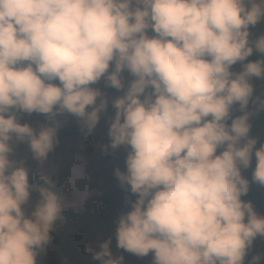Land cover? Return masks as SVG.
<instances>
[{"label": "clouds", "instance_id": "obj_1", "mask_svg": "<svg viewBox=\"0 0 264 264\" xmlns=\"http://www.w3.org/2000/svg\"><path fill=\"white\" fill-rule=\"evenodd\" d=\"M262 22L264 0H0V264H38L64 221L53 180L30 182L28 162L49 163L67 116L83 139L104 119L101 153L126 151L113 172L128 193L118 250L151 264H264V252L249 258L264 215L242 199L264 188V141L251 135L264 33L250 29ZM34 114L38 128L21 122ZM112 238L83 253L124 264Z\"/></svg>", "mask_w": 264, "mask_h": 264}, {"label": "rangeland", "instance_id": "obj_2", "mask_svg": "<svg viewBox=\"0 0 264 264\" xmlns=\"http://www.w3.org/2000/svg\"><path fill=\"white\" fill-rule=\"evenodd\" d=\"M250 31L253 37L256 27L251 28ZM234 70L239 71L240 66H234ZM254 83L257 92L259 87H261V91H264V81L254 80ZM100 86L102 87V85ZM104 91L110 97L121 94L113 89ZM111 114L112 109L109 107L108 115ZM62 119L66 121L63 126L65 130L79 131L74 118L67 116ZM21 122H28L34 128H38L45 120L43 116L34 114L30 117H23ZM106 132L107 124L102 119L94 133L107 136ZM253 136L264 141V114L259 116V126ZM101 144L106 143L94 138L83 139L81 136L74 135L59 142L54 152L50 154L49 163L44 168H40L31 160L28 162L34 171L33 177L30 176V182L35 184L40 174L48 175L53 180L54 190L60 197L63 211L73 212L74 215H71L69 219L64 215V223L80 226L94 225L118 218L120 214L129 210L125 204V197L128 193L119 187L113 175L116 168L124 170L126 151L121 148V155L116 159L111 151L110 154L103 155L99 147ZM17 151L23 154L26 151V146H19ZM254 166L255 159L253 158L252 167L243 173L245 177L250 179ZM66 172L69 173L67 177L64 176ZM130 198L135 199V197ZM243 199L251 201L257 213L264 215V188L255 184L251 185L248 195ZM58 224L61 223L58 222ZM114 231L115 227L91 236L53 233L52 243L46 254L38 258V264H98L83 253V248L85 246L98 248V245L110 236L113 237L111 250L114 255L124 256V264H151V255L137 258L123 250H118L115 246ZM257 252L262 251L255 242L249 258Z\"/></svg>", "mask_w": 264, "mask_h": 264}, {"label": "water", "instance_id": "obj_3", "mask_svg": "<svg viewBox=\"0 0 264 264\" xmlns=\"http://www.w3.org/2000/svg\"><path fill=\"white\" fill-rule=\"evenodd\" d=\"M31 202L35 204V197H31ZM117 218L105 220L94 225L80 226V225H71L67 223L57 224L55 227L54 233H75L81 236H91L111 228L115 227V221ZM256 243L259 245L262 252H264V241L257 240Z\"/></svg>", "mask_w": 264, "mask_h": 264}, {"label": "trees", "instance_id": "obj_4", "mask_svg": "<svg viewBox=\"0 0 264 264\" xmlns=\"http://www.w3.org/2000/svg\"><path fill=\"white\" fill-rule=\"evenodd\" d=\"M261 33H264V22L258 24L256 26V32L255 34L253 35L252 38H255L256 36H258L259 34ZM258 59V54L257 53H254L253 56L249 57V60H256ZM261 91V87H259V90L258 92ZM235 115H238L239 113H234ZM258 126H259V117L257 118H254L253 120V128H252V132H251V135H254L255 132L257 131L258 129ZM74 135H78V136H81V133L78 131V132H71V131H67L65 130L63 127L60 129L59 133H58V139H59V142L62 141L63 139L65 138H68V137H72ZM82 137V136H81ZM88 138H94V139H97V140H100V141H103L104 143H108V138L107 136H104V135H101V134H98V133H94L92 136L88 137ZM113 153V155L115 156L116 159H118L121 155V148L115 150V151H111ZM69 175V173H65L64 176L67 177ZM244 197H242L243 199ZM63 214L65 215V217L67 219H69V217L71 215H74L73 212L71 211H63Z\"/></svg>", "mask_w": 264, "mask_h": 264}]
</instances>
